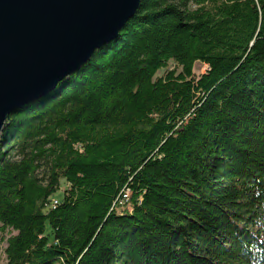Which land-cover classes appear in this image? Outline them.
Segmentation results:
<instances>
[{
  "label": "trees",
  "instance_id": "trees-1",
  "mask_svg": "<svg viewBox=\"0 0 264 264\" xmlns=\"http://www.w3.org/2000/svg\"><path fill=\"white\" fill-rule=\"evenodd\" d=\"M0 226L7 264H264V0H141L9 115Z\"/></svg>",
  "mask_w": 264,
  "mask_h": 264
},
{
  "label": "water",
  "instance_id": "water-1",
  "mask_svg": "<svg viewBox=\"0 0 264 264\" xmlns=\"http://www.w3.org/2000/svg\"><path fill=\"white\" fill-rule=\"evenodd\" d=\"M141 0H0V139L7 119L45 98L116 40Z\"/></svg>",
  "mask_w": 264,
  "mask_h": 264
},
{
  "label": "rangeland",
  "instance_id": "rangeland-1",
  "mask_svg": "<svg viewBox=\"0 0 264 264\" xmlns=\"http://www.w3.org/2000/svg\"><path fill=\"white\" fill-rule=\"evenodd\" d=\"M170 70H174L176 69V66L175 64H170ZM207 70V66L204 65V64H200V63H196L195 64V67H194V72L199 75V74H203L205 73ZM179 71V69H178ZM127 191H125L126 193ZM124 193V194H125ZM60 198V194H57L56 196H54V200H58ZM125 202V199L123 196H121V199L119 201V205L118 206H115L114 207H119V209H121L122 207H120L122 205V203ZM115 204V203H114ZM1 227V226H0ZM15 232L10 230V229H0V264H7V261H6V255L4 253V250H5V247H6V240L14 235Z\"/></svg>",
  "mask_w": 264,
  "mask_h": 264
},
{
  "label": "built area",
  "instance_id": "built-area-1",
  "mask_svg": "<svg viewBox=\"0 0 264 264\" xmlns=\"http://www.w3.org/2000/svg\"><path fill=\"white\" fill-rule=\"evenodd\" d=\"M56 204V202H54Z\"/></svg>",
  "mask_w": 264,
  "mask_h": 264
}]
</instances>
